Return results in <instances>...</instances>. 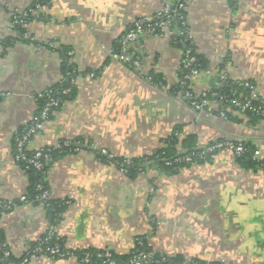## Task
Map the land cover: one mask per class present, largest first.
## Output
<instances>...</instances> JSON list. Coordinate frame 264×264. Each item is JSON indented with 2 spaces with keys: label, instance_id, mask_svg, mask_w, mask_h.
Returning <instances> with one entry per match:
<instances>
[{
  "label": "crops",
  "instance_id": "obj_1",
  "mask_svg": "<svg viewBox=\"0 0 264 264\" xmlns=\"http://www.w3.org/2000/svg\"><path fill=\"white\" fill-rule=\"evenodd\" d=\"M34 1L0 0V200L14 201L0 213V231L9 251L20 256L49 224L41 204L25 201L27 178L12 139L34 114L35 95L61 79L65 48L77 69L75 93L26 147L64 140L77 149L53 162L46 177L50 198L68 202L52 225L66 248L125 255L142 242L179 256L175 264H264V167L245 170L222 148L210 162L175 174L147 167L131 178L118 160L97 156L148 155L179 127V137L194 136L198 146L247 141L264 159L263 121L252 124L236 112L241 120L234 121L220 115L214 99L197 108L169 92L183 69L176 24L130 46L138 67L115 56L133 21L153 17L169 0H47L19 32L10 12ZM184 11L185 36L205 60L189 80L192 90L250 82L264 104V0H185ZM23 264L82 263L30 256Z\"/></svg>",
  "mask_w": 264,
  "mask_h": 264
},
{
  "label": "trees",
  "instance_id": "obj_2",
  "mask_svg": "<svg viewBox=\"0 0 264 264\" xmlns=\"http://www.w3.org/2000/svg\"><path fill=\"white\" fill-rule=\"evenodd\" d=\"M239 0H229L232 5L237 4ZM47 0H35L31 3L27 8L24 9L26 15L24 16V21H27L35 16L33 13L34 10L40 9V7L46 4ZM185 2V0H172L171 7L177 9L178 16H183V20H185V11L184 8H178V3ZM39 13V10L37 11ZM177 15L171 17V27L173 25L178 26V30L181 33L179 35V39L183 43L184 50L189 48L191 53L196 57L195 67L199 70H202L205 67V60L202 56L197 54L194 50V47L191 45L190 41L186 34L185 30V23H182V19H179ZM161 17H155L152 20L160 21ZM185 22V21H184ZM13 26L21 32L23 30L22 23H12ZM132 25L126 30L132 29ZM161 30L160 27H155L153 32H159ZM183 32V33H182ZM6 44V43H4ZM117 52L120 51V43L116 44ZM133 58L136 59V56L133 54ZM61 79L53 85H50L46 88V90H51L54 93V96L58 98V105L53 107L52 110H55L56 113L61 108L62 104L68 99L69 96H73L76 90V83L75 78L77 77V69L70 61V55L67 52V49L63 48L61 52ZM132 67V65L128 64ZM188 73V69H182L181 79L175 85L169 88V92L172 95L184 94L186 91H191L190 83L188 79H184L183 76ZM153 82H161L159 78L155 75L151 77ZM162 84V83H161ZM251 83L249 82L248 85L245 82H232V81H225L222 87L219 88H211L205 97H196L190 99H185L187 103L191 104L192 100L201 101L202 99H217V97L212 96L211 92H216L219 95L223 96L222 101L218 102V111L224 110L225 115L227 118L238 121L241 118L238 116L233 115L232 113L236 112L237 114H242L245 116L248 122L254 124L258 121L264 122V104L258 99H251L250 93L252 91ZM67 90L64 92V90ZM194 95V93H193ZM185 98V97H184ZM36 99V109L34 112V116L38 117L46 99V92L45 89L35 95ZM237 99L241 102L251 99V104L254 109H245L244 111H240V109L234 106L230 100ZM53 115H49L47 120L52 118ZM46 120V121H47ZM22 130L19 129L18 132L14 135L12 139V145L14 148V155L16 154V147H15V137L17 134L20 133ZM179 127H175V129L163 139L161 146L154 150L152 153L148 155H143L140 157L131 158L130 161L127 163L124 159L120 158H113L108 156L107 154H103L99 152L97 154L98 158L102 161L106 162H115L118 160L122 164V170L126 172L131 178H135L139 173L146 170L147 167H156L160 171L166 172L168 174H175L178 173L181 169L188 167L192 164H204L211 161L213 156L217 153L219 149L222 148H215L212 150H206L200 148L196 143V139L194 136H188L184 138H180L178 135ZM222 140V139H220ZM217 140V141H220ZM209 143V145L214 144L215 142ZM235 143L240 142L244 149L241 153L235 154L236 163L245 170H256L260 167H264V159L258 160L254 153V147L247 141H234ZM179 148H182L179 149ZM43 151L47 152L48 159L42 160V165L40 168L34 167L32 164L27 163L24 160H17L16 163L19 167L23 170L26 178H27V188L25 192V201L32 202L33 204H41L44 208L45 217L49 224L56 225V223L60 220V216L62 212L68 205L66 200H59V199H52L48 197L47 199H42L41 194L43 191L48 190L47 185V172L50 165L55 162L56 160L62 158L66 154L74 153L77 149L74 147L72 141H64L61 140L56 146H46L42 148ZM26 157H30L35 150H30L27 147L24 149ZM190 155L189 161H183L179 158ZM19 203V201H15ZM4 209L0 208V213ZM44 236V233L41 235L40 238ZM0 243H4V236L2 231H0ZM58 243L60 250L64 251L66 248L64 246V242L62 239L55 240L54 238L50 241V245ZM38 244V241L31 242L27 249L21 253L20 256H15L11 252L9 255L5 256L4 251L6 248L0 246V264H9L10 262H15L20 264L22 259L25 257H30L33 253V248ZM8 249V248H7ZM78 260L84 257L85 253L89 254V262L87 264H98L101 263L102 259L97 256L102 249H82V250H72ZM151 253V262L148 264H175L180 262V257H167L161 255L159 253L153 252L150 248L146 247L144 243L136 245L135 249L130 252L129 254L125 255H117L111 252L112 258L115 260L116 264H130V259L135 254L137 255L139 252ZM51 258H59L58 254H54Z\"/></svg>",
  "mask_w": 264,
  "mask_h": 264
},
{
  "label": "built area",
  "instance_id": "obj_3",
  "mask_svg": "<svg viewBox=\"0 0 264 264\" xmlns=\"http://www.w3.org/2000/svg\"><path fill=\"white\" fill-rule=\"evenodd\" d=\"M172 0H169L166 2L156 13L155 17H161L162 19L160 21H154L153 17H144V18H139L133 21L131 24L133 27L132 29L125 31L119 38V43H120V51L115 54L116 57H118L120 60L123 62L132 65V67H138L139 62L137 59L133 58V53L130 50V46L135 43L137 40H141L145 35H149L153 33L155 27H168L171 25V17L175 15H179L177 9L172 8L171 3ZM185 2H180L178 3V8H184ZM39 10V9H38ZM38 10H34L33 13H36ZM26 15L25 11H18L14 10L10 12V20L11 23H22L24 24V16ZM179 19H182V23H184L185 20H183V16H178ZM183 33V32H182ZM195 62H196V57L191 53L189 48H186L183 51V68L188 69V73H186L183 78L190 80L194 75L199 73V69L195 67ZM248 85V83H245ZM251 87V86H250ZM191 91H186L184 94V99H192L194 98L193 96L196 97H205L206 94L208 93L209 90H202L198 92H194L190 86ZM67 91L66 89L64 92ZM46 99H45V104L39 114L38 117H35L32 115L30 119L24 123L22 130L20 131L19 134L16 135L15 137V147H16V154L14 155L15 161L17 160H24L29 164H32L36 168H40L42 165V160H47L48 154L47 152L43 151L42 148L36 149L35 152L30 156L26 157L24 149L26 148L27 142L29 139L43 127V123L47 120L49 115H55L56 111L52 110L53 107H56L58 105V98L54 96V93L51 92V90H46ZM194 93V95H193ZM212 96L217 97V99H214V102L218 105L219 101H222L223 96L217 94L216 92H211ZM250 98L251 99H256V94L251 91L250 93ZM251 99H247L243 102L237 100V99H231L230 102L238 107L240 111H244L245 109H254L251 104ZM191 105L199 108L201 107L204 103H206V99H202L201 101L197 100H192ZM220 115L222 117H225V111L220 110L219 111ZM200 148L206 149V150H212L215 148H224V149H229L233 151L235 154H239L243 151L244 147L243 145L238 142L235 143L232 140L228 139H222L220 141L215 142L212 145H204L200 146ZM103 154H107L106 151L102 150ZM108 155V154H107ZM110 156V155H109ZM180 160L183 161H189L190 155H185L181 158ZM127 163L130 161L129 159L125 160ZM49 196V191L45 190L41 194V198L47 199ZM14 204V201H1L0 200V208L6 209L10 207L11 205ZM58 240L59 237H57L55 233V228L54 226L47 224L45 227L44 231V236L42 238H38V244L33 248V253L32 256H45V257H50L54 254H58L60 258L63 257H69V256H75L72 250L67 249L65 246V250L61 251L59 244L54 243L50 245V241L52 239ZM0 246L6 248L5 243H0ZM10 251L9 249H5L4 255L7 256L9 255ZM99 258L102 259L100 264H116L115 260L111 256V252L103 248L101 252L97 254ZM28 260V257H25L22 259L20 264L25 263ZM81 261L85 264L89 262V254L85 253L84 257L81 259ZM151 262V253H145V252H139L137 255L135 254L134 256L131 257L130 259V264H148ZM9 264H17L15 262H10Z\"/></svg>",
  "mask_w": 264,
  "mask_h": 264
},
{
  "label": "water",
  "instance_id": "obj_4",
  "mask_svg": "<svg viewBox=\"0 0 264 264\" xmlns=\"http://www.w3.org/2000/svg\"><path fill=\"white\" fill-rule=\"evenodd\" d=\"M136 42L139 43V40H137ZM75 146H77V147H83V148H86L87 147V146L81 145V144H75ZM89 148L92 149V150H94L92 147H89Z\"/></svg>",
  "mask_w": 264,
  "mask_h": 264
}]
</instances>
